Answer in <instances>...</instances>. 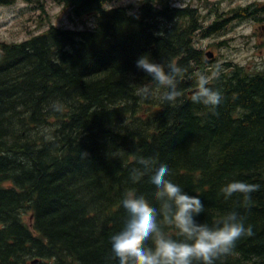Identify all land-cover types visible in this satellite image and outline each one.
Returning <instances> with one entry per match:
<instances>
[{"label": "trees", "instance_id": "obj_1", "mask_svg": "<svg viewBox=\"0 0 264 264\" xmlns=\"http://www.w3.org/2000/svg\"><path fill=\"white\" fill-rule=\"evenodd\" d=\"M25 1L45 9L46 0ZM52 1L96 26L51 24L25 41L0 43V264H114L108 239L123 219L119 200L133 191L153 203L144 178L130 175L143 157L201 198V222L235 209L252 226L254 234L217 264H264V70L205 65L195 32L201 18L219 21V8L204 0V17L174 8V0ZM144 54L181 69L172 102L137 94L140 84H153L136 67ZM198 73L222 94L214 112L191 101ZM231 180L258 185L249 207L239 206V195H219Z\"/></svg>", "mask_w": 264, "mask_h": 264}, {"label": "clouds", "instance_id": "obj_2", "mask_svg": "<svg viewBox=\"0 0 264 264\" xmlns=\"http://www.w3.org/2000/svg\"><path fill=\"white\" fill-rule=\"evenodd\" d=\"M136 67L153 82L137 87V94L145 101L172 102L178 96L175 77L180 68L158 63L150 54L141 55ZM191 101L214 112L222 102V94L209 86L206 74L198 73ZM56 107L58 110L59 106ZM136 164L130 173L132 180L144 178L151 188L153 203L133 191H127L119 200L123 219L108 239V252L114 264H217L234 253L238 240L254 234L252 226H246L244 217L235 209L213 224L201 222L198 217L204 212L205 204L199 196L171 180L166 165L153 166L149 157L139 158ZM257 188L256 184L231 180L220 186L219 195L225 200L239 195V206L247 208L251 193ZM167 226L179 238L170 235Z\"/></svg>", "mask_w": 264, "mask_h": 264}, {"label": "rangeland", "instance_id": "obj_3", "mask_svg": "<svg viewBox=\"0 0 264 264\" xmlns=\"http://www.w3.org/2000/svg\"><path fill=\"white\" fill-rule=\"evenodd\" d=\"M143 0H113L108 6L139 5ZM219 1L220 19L216 21L214 15H209V22L205 18L199 21L200 28L195 32L197 46L203 50L205 65H210L212 72L216 69L226 68L225 65L232 63L245 68L249 73L264 70V0H215ZM254 4L249 10L252 21H241L236 18L232 11L236 7ZM191 4L199 9L201 15L206 17L209 12L201 8L199 0H176V5ZM245 20V18H243ZM214 22H221L209 37H204L205 29ZM70 29L81 30L94 28V18L86 16L79 18L70 17L69 11L63 5L52 0L45 1V9L36 2L16 0L10 4L0 5V43H17L25 41L32 36L38 35L49 29L50 25ZM212 52L215 57L208 58ZM216 65V66H215Z\"/></svg>", "mask_w": 264, "mask_h": 264}, {"label": "flooded vegetation", "instance_id": "obj_4", "mask_svg": "<svg viewBox=\"0 0 264 264\" xmlns=\"http://www.w3.org/2000/svg\"><path fill=\"white\" fill-rule=\"evenodd\" d=\"M174 1L176 2V0H174ZM252 6H254V4L250 3L247 6H240V7L241 8H248V7H252ZM188 7H190L189 4H184V5H182L181 8H188ZM174 8H176V6ZM252 8H250V9H252ZM250 9H247V10H250ZM235 14H236V18H238L239 20H241L243 22L252 21V20L255 19L253 16H250L249 11L247 13L246 12H238V13H235ZM243 17H246L245 20L243 19Z\"/></svg>", "mask_w": 264, "mask_h": 264}, {"label": "water", "instance_id": "obj_5", "mask_svg": "<svg viewBox=\"0 0 264 264\" xmlns=\"http://www.w3.org/2000/svg\"><path fill=\"white\" fill-rule=\"evenodd\" d=\"M208 57H209V58H212V57H213V54L208 53ZM191 94H193V92H191Z\"/></svg>", "mask_w": 264, "mask_h": 264}, {"label": "bare ground", "instance_id": "obj_6", "mask_svg": "<svg viewBox=\"0 0 264 264\" xmlns=\"http://www.w3.org/2000/svg\"><path fill=\"white\" fill-rule=\"evenodd\" d=\"M243 18H246V17H243ZM194 92V91H193Z\"/></svg>", "mask_w": 264, "mask_h": 264}]
</instances>
